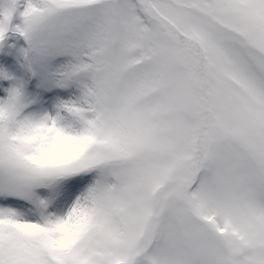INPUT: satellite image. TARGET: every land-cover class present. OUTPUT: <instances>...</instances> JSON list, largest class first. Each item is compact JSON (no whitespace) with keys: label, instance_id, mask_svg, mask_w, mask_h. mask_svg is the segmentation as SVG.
<instances>
[{"label":"snow or ice","instance_id":"snow-or-ice-1","mask_svg":"<svg viewBox=\"0 0 264 264\" xmlns=\"http://www.w3.org/2000/svg\"><path fill=\"white\" fill-rule=\"evenodd\" d=\"M0 264H264V0H0Z\"/></svg>","mask_w":264,"mask_h":264}]
</instances>
